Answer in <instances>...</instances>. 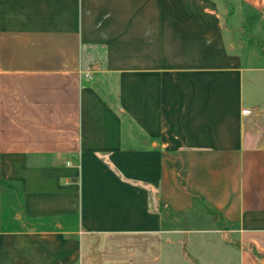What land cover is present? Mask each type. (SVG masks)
I'll return each mask as SVG.
<instances>
[{"label":"crops","instance_id":"1","mask_svg":"<svg viewBox=\"0 0 264 264\" xmlns=\"http://www.w3.org/2000/svg\"><path fill=\"white\" fill-rule=\"evenodd\" d=\"M218 5L0 0V264H110L197 207L264 264V55Z\"/></svg>","mask_w":264,"mask_h":264},{"label":"rangeland","instance_id":"2","mask_svg":"<svg viewBox=\"0 0 264 264\" xmlns=\"http://www.w3.org/2000/svg\"><path fill=\"white\" fill-rule=\"evenodd\" d=\"M218 1L225 35L235 49L264 55L263 13L240 0ZM15 190L13 187L11 191V206L17 205ZM162 225L166 231L158 235L135 240L106 239L105 243L110 245L105 250L101 249L102 245L100 251L114 258L110 264H238L235 256L225 254L222 248L232 239L206 207H197L190 213L164 215ZM199 230L212 231L211 234L188 233ZM146 246L150 248L147 250Z\"/></svg>","mask_w":264,"mask_h":264},{"label":"built area","instance_id":"3","mask_svg":"<svg viewBox=\"0 0 264 264\" xmlns=\"http://www.w3.org/2000/svg\"><path fill=\"white\" fill-rule=\"evenodd\" d=\"M85 78L88 79V80H92V76L88 75V74L85 75ZM249 112H250L249 109L242 110L243 114H249Z\"/></svg>","mask_w":264,"mask_h":264},{"label":"trees","instance_id":"4","mask_svg":"<svg viewBox=\"0 0 264 264\" xmlns=\"http://www.w3.org/2000/svg\"><path fill=\"white\" fill-rule=\"evenodd\" d=\"M1 183H2V184H4V182H3V181H1Z\"/></svg>","mask_w":264,"mask_h":264},{"label":"water","instance_id":"5","mask_svg":"<svg viewBox=\"0 0 264 264\" xmlns=\"http://www.w3.org/2000/svg\"><path fill=\"white\" fill-rule=\"evenodd\" d=\"M263 15H264V9H263Z\"/></svg>","mask_w":264,"mask_h":264}]
</instances>
